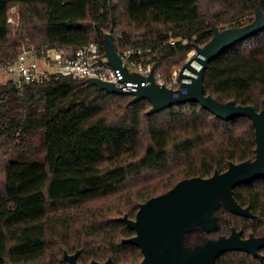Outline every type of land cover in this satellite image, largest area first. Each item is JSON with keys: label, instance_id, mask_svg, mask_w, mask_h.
Masks as SVG:
<instances>
[{"label": "trees", "instance_id": "trees-1", "mask_svg": "<svg viewBox=\"0 0 264 264\" xmlns=\"http://www.w3.org/2000/svg\"><path fill=\"white\" fill-rule=\"evenodd\" d=\"M257 9L264 15V0H0V59L12 60L26 37L37 46L106 47L110 31L116 46H157L156 71L168 83L214 25H249ZM203 86L219 102L264 110V28L212 59ZM132 98L70 76L0 84V264H61L77 251L81 264H140V247L123 241L135 231L120 217L135 218L141 203L185 178L256 158L247 116L225 120L195 101L150 113L149 100ZM234 196L252 216L220 202L216 228L194 225L182 246L233 229L264 236V177L236 186ZM260 254L229 251L216 264H264Z\"/></svg>", "mask_w": 264, "mask_h": 264}, {"label": "water", "instance_id": "water-1", "mask_svg": "<svg viewBox=\"0 0 264 264\" xmlns=\"http://www.w3.org/2000/svg\"><path fill=\"white\" fill-rule=\"evenodd\" d=\"M256 19L245 26H232L220 29L213 26L214 34L204 45H196L180 71V78H187L188 91L179 97L172 96V90L165 84L156 82L153 73L149 84L139 86L137 91H127L113 83L90 79L100 88L113 93L132 95V102L145 98L152 107L150 113L170 108L189 101L198 102L216 116L229 120L237 116L249 117L255 126L257 142L256 158L239 163L231 162L223 171H215L209 177L193 176L176 183L168 191L155 195L140 204L135 218L124 215L119 219L135 231L131 237L123 239L140 247L143 259L140 264H216L219 256L229 251H246L261 257L264 248V236L251 235L243 238L241 232L233 229L228 236L210 239L203 246L190 249L182 246L185 232L194 225H203L211 230L217 226V218L212 215L220 202L239 215L252 216L249 207L242 206L234 196V188L264 177V110L258 111L253 105L237 104L230 100L225 103L217 101L212 95L205 94L203 86L204 72L208 63L233 44L257 34L264 28V15L257 9ZM106 51L111 62L120 66L113 36L107 34ZM197 61V68L193 62ZM187 70V71H186ZM143 80V77H136ZM79 251L65 253L61 264H81ZM66 262V263H65ZM88 264H131L114 263L112 258L104 262L92 260Z\"/></svg>", "mask_w": 264, "mask_h": 264}, {"label": "built area", "instance_id": "built-area-1", "mask_svg": "<svg viewBox=\"0 0 264 264\" xmlns=\"http://www.w3.org/2000/svg\"><path fill=\"white\" fill-rule=\"evenodd\" d=\"M8 22L18 25L19 17L15 18L11 15ZM29 40V37L20 39L18 52L12 60L0 59L1 80L23 87L41 83L52 77L70 76L82 80L95 78L113 83L127 91H137L139 86L150 83L148 78L153 73L156 82L165 84L172 90L174 98L188 91L185 83L189 79L180 78L182 67L174 69L171 80L163 83L162 74L156 71L160 49L154 45L140 44L125 47L115 45L121 61V65L116 66L108 57L106 47H102L95 41L73 47L50 43L37 46ZM178 40L184 44L188 42L187 39L172 38L169 44L175 45ZM194 51L195 48L190 51V54L192 55ZM136 77H143V80L140 81Z\"/></svg>", "mask_w": 264, "mask_h": 264}, {"label": "rangeland", "instance_id": "rangeland-1", "mask_svg": "<svg viewBox=\"0 0 264 264\" xmlns=\"http://www.w3.org/2000/svg\"><path fill=\"white\" fill-rule=\"evenodd\" d=\"M256 17H257V15H255V19H256ZM226 26H227V25H226ZM217 27H219L220 29L223 28L222 25H217ZM108 32H110V31H107V33H108ZM190 55H191V54L189 53L187 59L189 58ZM190 57H192V56H190ZM187 59H186V60H187ZM176 68H178V67H175V69H176ZM3 82H5V81H4L3 79H2V80L0 79V84L3 83Z\"/></svg>", "mask_w": 264, "mask_h": 264}, {"label": "bare ground", "instance_id": "bare-ground-1", "mask_svg": "<svg viewBox=\"0 0 264 264\" xmlns=\"http://www.w3.org/2000/svg\"><path fill=\"white\" fill-rule=\"evenodd\" d=\"M193 64L197 67V68H199L200 67V64H199V62H197V61H194L193 62Z\"/></svg>", "mask_w": 264, "mask_h": 264}, {"label": "flooded vegetation", "instance_id": "flooded-vegetation-1", "mask_svg": "<svg viewBox=\"0 0 264 264\" xmlns=\"http://www.w3.org/2000/svg\"><path fill=\"white\" fill-rule=\"evenodd\" d=\"M66 263V262H65Z\"/></svg>", "mask_w": 264, "mask_h": 264}]
</instances>
